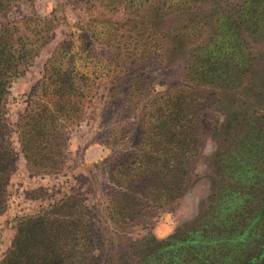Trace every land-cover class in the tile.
Wrapping results in <instances>:
<instances>
[{
    "label": "trees",
    "instance_id": "1",
    "mask_svg": "<svg viewBox=\"0 0 264 264\" xmlns=\"http://www.w3.org/2000/svg\"><path fill=\"white\" fill-rule=\"evenodd\" d=\"M25 1L0 0V19ZM98 2L100 9L122 8L135 18L90 19L87 27L73 26L55 48L16 122L28 169L35 175L62 171L69 136L93 109L101 81L109 80L99 128L111 127L89 145L113 150L96 169L114 230L124 232L176 205L192 186L204 139L217 140L209 193L195 217L165 239L143 238L128 264H264V87L252 98L246 95L254 84H244L254 61L251 46L264 40V0L229 1L226 7L212 0L208 11H200L198 0ZM171 12L189 17L169 30L172 39L207 30L185 60L183 83L156 91L164 85L149 82L142 69L163 56L169 36L146 33V20L159 30ZM20 22L0 26V215L18 156L7 121L10 90L55 30V18ZM233 107L237 111L228 116ZM90 116L92 122L97 114ZM135 116L141 140L129 151H115L126 135L122 126ZM106 242L92 209L75 193L21 217L0 264H101Z\"/></svg>",
    "mask_w": 264,
    "mask_h": 264
},
{
    "label": "rangeland",
    "instance_id": "2",
    "mask_svg": "<svg viewBox=\"0 0 264 264\" xmlns=\"http://www.w3.org/2000/svg\"><path fill=\"white\" fill-rule=\"evenodd\" d=\"M229 1L236 2V0H219V5L226 7L225 5ZM211 2L212 0H198L197 5L201 9L199 10H210ZM190 15L193 17L191 13ZM23 18H55V30L52 38L38 51L23 77L17 80L10 90L7 121L11 130L12 147L18 156L16 168L9 180L8 206L6 211L0 215V261L11 247L15 228L21 217L37 214L62 198L76 193L84 200V204L92 209L97 225L105 231L107 242L104 255L101 257V264H128L133 248L138 247L143 238L154 235L158 239H165L180 224L195 217L201 203L209 193L210 160L217 146V140L210 135L204 139V148L196 164L192 186L176 205L159 212L149 221L124 232L114 230L106 219L103 175L96 169V166L113 154V150L98 144L89 145L96 134L103 133L111 127L110 124H107L105 127L99 128V123L102 121V118L100 119L101 111L109 101V80L101 81L100 96L96 99L93 109L87 110L84 122L69 136L64 152V167L58 174L35 175L28 169L26 160L19 153L16 122L26 107L31 91L41 79L51 54L66 38L73 26L87 27L86 23L94 18L122 22L127 18L134 19L135 16L125 12L122 8L109 11L100 9L98 0H27L17 4L7 16L1 18L0 26L6 21H16L20 25ZM185 19L187 20L189 17L181 15L179 12H171L167 17L160 19L161 24L156 26H162L159 30L151 28L155 26L153 20H146L148 21L146 33L158 31L169 36L163 56L151 59V66L142 69L143 72H146L145 77L149 82L154 81L164 85L163 88L155 86L156 91L183 83L182 73L185 60L188 58L190 50L202 43L201 41L206 35L207 29L205 28L200 36L182 37L176 31L174 34H178L180 40L172 39L169 30L173 32L184 25ZM251 49L254 61L244 84L245 87H248L250 83L254 84L255 90L253 89L246 95L253 98L254 94L263 91L264 87L262 85L264 83V40L252 44ZM105 95L107 99L104 100ZM93 111L97 117L95 121L91 122L90 114ZM236 111L235 107L230 108L227 115ZM216 118L223 121L221 114H218ZM122 128L126 135L122 143L115 147L117 152L131 150L141 140L143 134V127L138 124L136 116L133 120L129 119Z\"/></svg>",
    "mask_w": 264,
    "mask_h": 264
}]
</instances>
